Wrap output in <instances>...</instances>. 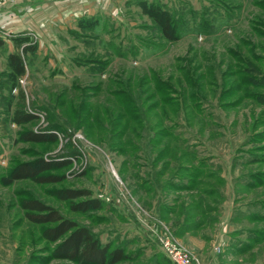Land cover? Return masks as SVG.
Wrapping results in <instances>:
<instances>
[{"label": "rangeland", "instance_id": "obj_1", "mask_svg": "<svg viewBox=\"0 0 264 264\" xmlns=\"http://www.w3.org/2000/svg\"><path fill=\"white\" fill-rule=\"evenodd\" d=\"M106 2L109 8L62 28L57 42L16 35L18 49L34 45L23 74L11 76L0 58V264H80L51 256L54 243L41 238L42 225L23 216L26 197L119 245L127 257L113 264H173L158 245L160 233L202 264H264V0ZM145 2L180 22L175 37L161 34ZM127 88L142 126L130 122L118 135L108 121L122 112ZM18 106L34 118L15 122ZM75 112L99 117L103 128L88 135ZM47 113L61 124L60 137L22 140V131L47 126ZM39 155L69 160L44 171L59 179H7L12 165ZM59 187L87 188L104 205L72 210L69 202L82 197L59 199ZM185 223L191 227L181 230Z\"/></svg>", "mask_w": 264, "mask_h": 264}, {"label": "trees", "instance_id": "obj_2", "mask_svg": "<svg viewBox=\"0 0 264 264\" xmlns=\"http://www.w3.org/2000/svg\"><path fill=\"white\" fill-rule=\"evenodd\" d=\"M143 9L151 17L153 22L157 24L161 34L166 39H172L177 35L180 22H178L167 9L153 2H145ZM2 44L3 39L0 37V46ZM33 48L34 45L32 44H23L19 49L16 47L7 53L6 64L11 76L15 77L24 73L26 51L33 50ZM240 72V74H244L243 69H240ZM244 76L241 75L239 79L246 81L247 79ZM185 77L188 83H192L189 75L186 74ZM146 90L147 89L139 88V90L135 92L143 94ZM159 92L161 91L159 90ZM132 93L133 89L131 88L121 89V98H119V100L123 103L122 112H118L117 115L113 116V118L108 121L113 124L115 128H118V135L122 134L123 130L129 127L130 122H137L138 125L142 126V117L140 116L141 110H137V102L135 101V97L132 96ZM17 96L22 98L23 91L19 90ZM147 96V98L151 97L152 93H149ZM192 96L195 98L194 94ZM147 98L142 99L141 96V102L146 101ZM171 98L170 96H164L162 98V100H164L163 103H168ZM61 104H63V102ZM173 104V101H170L171 108H173ZM15 110L16 116L14 120L17 123L28 122L34 118V114L26 111L23 107L18 106ZM47 117L50 119L47 126L36 130L26 129L22 131L21 139L32 142L55 140L57 136L53 130L57 132L60 131L62 128L61 124L58 123L56 119L52 118L51 115L48 114ZM73 118L77 119L76 126L82 125L88 135L95 136L93 130L96 129L99 131L103 128L99 117L92 118L90 121L86 117H81L80 113L75 112ZM131 127L132 125L129 128ZM150 137L151 135H149V138ZM74 151L75 149L71 152L75 153ZM161 154L162 152H160L158 156ZM68 162L69 160L67 158H54L41 155L35 156L30 160L18 161L12 165L8 170L7 179L29 178L36 182L55 181L59 179V175L44 173V171L47 169L60 168L65 166ZM202 192L208 193V191L204 190H202ZM54 194L59 199L68 200L82 197L76 201L69 202V207L75 211L98 209L104 205V201L101 198L90 196V190L84 187H59L54 190ZM204 203L203 199L199 197L196 205L200 208L201 214L205 213L204 209L201 208L206 205V203ZM19 206L23 210L24 218L29 223L42 225L40 228V236L44 240L54 243L50 249L51 256L54 258L68 259L80 264H113L127 257L126 253H124L119 245L111 246L107 241L101 242L96 233L90 230L86 225L78 223L73 218L62 215L56 207L39 198H23L19 201ZM190 208L195 207L192 205ZM189 227H191L189 224L183 225L181 230H187Z\"/></svg>", "mask_w": 264, "mask_h": 264}, {"label": "crops", "instance_id": "obj_3", "mask_svg": "<svg viewBox=\"0 0 264 264\" xmlns=\"http://www.w3.org/2000/svg\"><path fill=\"white\" fill-rule=\"evenodd\" d=\"M107 0H0V58L17 47L16 35L29 32L40 38L57 42L62 28L75 27L77 17L109 8ZM39 38V39H38ZM21 44L23 40L20 41ZM213 264V260L210 261Z\"/></svg>", "mask_w": 264, "mask_h": 264}, {"label": "built area", "instance_id": "obj_4", "mask_svg": "<svg viewBox=\"0 0 264 264\" xmlns=\"http://www.w3.org/2000/svg\"><path fill=\"white\" fill-rule=\"evenodd\" d=\"M19 81H21V79H19ZM36 114L42 118L40 112H36ZM44 127V123H41L38 129ZM53 131L58 137H60L59 132L55 130ZM157 239L159 247L173 264H202L200 256L195 251L178 243L174 238L160 233L157 236Z\"/></svg>", "mask_w": 264, "mask_h": 264}]
</instances>
